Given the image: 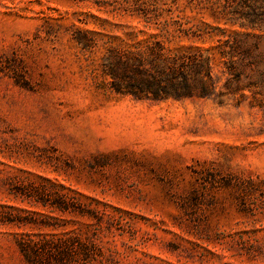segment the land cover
<instances>
[{"label": "rangeland", "instance_id": "1", "mask_svg": "<svg viewBox=\"0 0 264 264\" xmlns=\"http://www.w3.org/2000/svg\"><path fill=\"white\" fill-rule=\"evenodd\" d=\"M223 3L0 0V264H28L21 236L74 230L90 264H264V86H225L210 36L245 30ZM156 42L210 50L222 94L118 92L115 59Z\"/></svg>", "mask_w": 264, "mask_h": 264}, {"label": "trees", "instance_id": "2", "mask_svg": "<svg viewBox=\"0 0 264 264\" xmlns=\"http://www.w3.org/2000/svg\"><path fill=\"white\" fill-rule=\"evenodd\" d=\"M223 1L225 23L245 30L232 34L220 30L210 36L220 42L219 58L226 64L224 75L229 76L225 86L230 88L235 83L239 88L245 82L249 87L264 86V0ZM215 59L210 50L175 54L156 42L147 54L133 52L115 59L114 87L118 92L155 100L220 96L221 78L214 76ZM120 68L124 70V84L118 81ZM52 203L63 213L78 211L67 194L59 195ZM80 213L85 215L84 211ZM19 248L28 264H90L97 250L94 242L76 230L37 238L21 236Z\"/></svg>", "mask_w": 264, "mask_h": 264}]
</instances>
